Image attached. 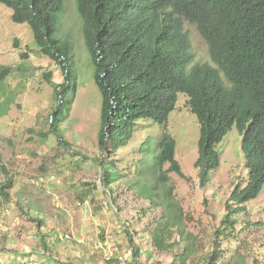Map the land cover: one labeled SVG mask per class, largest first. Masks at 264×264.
<instances>
[{"label": "rangeland", "instance_id": "1", "mask_svg": "<svg viewBox=\"0 0 264 264\" xmlns=\"http://www.w3.org/2000/svg\"><path fill=\"white\" fill-rule=\"evenodd\" d=\"M11 14L12 9L0 3V65L12 67L0 83V102L6 107L0 115V185L11 181L10 200L0 195V264H109V251L117 259L110 264H180L187 243V264H202L214 241L226 249L218 260L222 264L240 238L244 264H264V186L245 211L234 215L236 238L213 234L227 213L230 193L247 174L235 125L217 144L219 166L204 185L195 165L199 122L186 107L183 93H178L166 123L142 117L124 146L102 153L96 143L100 93L76 0H65L57 38L72 45L76 92L58 123L66 141L60 145L50 131V112L57 100L45 74L51 72L54 83L62 82L63 75L35 45L30 26L14 22ZM184 30L192 63H210L196 27L185 22ZM164 125L175 140L174 156L183 175L167 171L169 163L161 171L153 168ZM106 173L111 178L107 184ZM156 176L162 177L157 186L161 198L171 187L173 201L182 209V233L173 231L172 245L163 250L153 245L151 231L162 219L166 202L157 197L152 203L138 188L148 187ZM126 229L141 249L136 257Z\"/></svg>", "mask_w": 264, "mask_h": 264}, {"label": "trees", "instance_id": "2", "mask_svg": "<svg viewBox=\"0 0 264 264\" xmlns=\"http://www.w3.org/2000/svg\"><path fill=\"white\" fill-rule=\"evenodd\" d=\"M64 2L0 0L12 9L14 22L30 26L35 45L61 70L60 83L51 80V72L45 74L57 100L50 112V131L60 145L66 141L58 123L76 92L70 68L72 45L57 38ZM76 10L100 93L96 143L102 153L109 155L124 146L142 117L166 123L178 93L186 95V107L199 122L195 165L202 185L219 166L217 144L233 125L241 133L247 174L234 186L225 204L227 213L213 231L223 238H236L234 215L245 211L246 203L256 198L264 185V0H76ZM184 21L198 29L211 63H191ZM11 71L12 67L0 65V83ZM5 112L0 102V115ZM157 149L153 168L161 171L169 163L167 171L183 175L174 156L175 140L165 125ZM105 180L107 184L111 178ZM161 180L156 176L148 187L138 185L152 203L157 197L166 202L162 219L151 231L158 250L170 246L173 231L182 233V209L173 201L171 187L162 198L158 194ZM10 184L9 179L0 185L5 201L10 200ZM41 223L39 220V227ZM214 242L202 264H218L223 258L226 249ZM129 243L136 257L141 249L130 235ZM188 247L187 243L179 254L180 264H187ZM243 247L240 238L234 253L222 264H244ZM114 260L109 258L106 263Z\"/></svg>", "mask_w": 264, "mask_h": 264}, {"label": "clouds", "instance_id": "3", "mask_svg": "<svg viewBox=\"0 0 264 264\" xmlns=\"http://www.w3.org/2000/svg\"><path fill=\"white\" fill-rule=\"evenodd\" d=\"M185 22H188V21H184V23H183V29H184V24H185ZM189 23V22H188ZM191 24V23H190ZM194 25V24H193ZM195 26V25H194ZM196 27V26H195ZM197 29V28H196ZM198 30V29H197ZM82 31V30H81ZM185 31V30H184ZM186 32V31H185ZM199 32V31H198ZM187 34V33H186ZM200 34V33H199ZM82 36H83V34H82ZM201 36V35H200ZM187 37H188V35H187ZM202 37V36H201ZM203 38V37H202ZM83 40H84V38H83ZM188 40H189V38H188ZM204 40V39H203ZM84 43H85V41H84ZM86 45V44H85ZM189 45H190V42H189ZM87 51H88V49H87ZM190 51H191V47H190ZM192 53V52H191ZM88 54H89V52H88ZM192 56H193V54H192ZM89 57H90V54H89ZM211 61V60H210ZM192 62H193V59H192ZM191 62V63H192ZM204 63H206V62H204ZM211 63V62H210ZM56 64V63H55ZM193 64V63H192ZM195 64V63H194ZM199 64H202V63H199ZM238 130V129H237ZM240 133V132H239ZM240 135H241V133H240ZM241 138H242V136H241ZM243 166L245 167V162H244V164H243ZM264 186V185H263ZM262 186V187H263ZM261 191V190H260Z\"/></svg>", "mask_w": 264, "mask_h": 264}, {"label": "built area", "instance_id": "4", "mask_svg": "<svg viewBox=\"0 0 264 264\" xmlns=\"http://www.w3.org/2000/svg\"><path fill=\"white\" fill-rule=\"evenodd\" d=\"M110 252V255L108 256V258H112V257H115L114 253L112 251H109Z\"/></svg>", "mask_w": 264, "mask_h": 264}]
</instances>
